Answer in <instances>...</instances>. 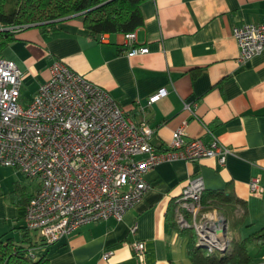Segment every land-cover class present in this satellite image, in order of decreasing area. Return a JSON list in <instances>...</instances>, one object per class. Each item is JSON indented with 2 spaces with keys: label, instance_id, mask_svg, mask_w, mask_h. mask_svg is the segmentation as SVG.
<instances>
[{
  "label": "crops",
  "instance_id": "obj_1",
  "mask_svg": "<svg viewBox=\"0 0 264 264\" xmlns=\"http://www.w3.org/2000/svg\"><path fill=\"white\" fill-rule=\"evenodd\" d=\"M141 10L144 23L135 30V44L149 46L144 54L128 55L124 32H104L100 40L85 27L82 15L62 19L54 32L35 25L18 29L17 39L2 55L24 71L22 101L33 98L50 77L51 64L62 60L106 88L136 120H146L158 149H165L173 131L183 125L188 137L206 141L209 128L234 154L223 165L214 156L159 162L146 174L150 188L121 219L86 223L50 244L30 231L33 241L43 243L33 254H46L50 264H142L135 256L137 240L146 243L144 264H193L188 236L172 224L188 177H201L204 192L232 188L245 202V222L230 229L228 220L231 240L264 226V191L255 194L250 189L254 176L264 185V50L241 64L233 34L236 25L264 22V0H145ZM161 88L167 94L147 104ZM16 183L28 197L39 184L15 181L0 191V235L19 238L26 227L25 204L11 200ZM241 212L239 205L236 213ZM134 224L136 231L131 230ZM248 248L255 264H264V245L251 242ZM107 249L113 253L105 258Z\"/></svg>",
  "mask_w": 264,
  "mask_h": 264
},
{
  "label": "built area",
  "instance_id": "obj_2",
  "mask_svg": "<svg viewBox=\"0 0 264 264\" xmlns=\"http://www.w3.org/2000/svg\"><path fill=\"white\" fill-rule=\"evenodd\" d=\"M238 61L245 64L264 50V22L236 25ZM104 40V33L97 36ZM128 55L150 51L137 45L136 31L126 33ZM30 101L23 102L24 71L14 59L0 54V164L35 180L39 187L24 207L29 231L46 244L82 225L121 219L150 188L147 172L166 159L195 160L214 156L225 164L234 149L215 133L209 140L188 137L183 125L173 131L163 150L151 141L153 129L136 120L103 86L91 81L62 60L50 67ZM167 94L161 88L147 104ZM142 107L140 100L137 101ZM252 193L264 185L259 176L250 181ZM205 185L201 177H188L179 196L176 221L180 228L193 227L196 244L207 252H224L231 246L228 219L223 213L201 210ZM137 224L132 226L136 231ZM135 256L144 264V240L134 242ZM113 253L105 250L107 258Z\"/></svg>",
  "mask_w": 264,
  "mask_h": 264
},
{
  "label": "trees",
  "instance_id": "obj_3",
  "mask_svg": "<svg viewBox=\"0 0 264 264\" xmlns=\"http://www.w3.org/2000/svg\"><path fill=\"white\" fill-rule=\"evenodd\" d=\"M145 0H0V54L14 40L16 31L26 26H39L44 31L58 30L62 19L82 15L84 25L93 35L110 32H131L144 23L141 4ZM13 203L26 205L29 198L24 196L16 183L10 193ZM240 214L236 213L238 206ZM245 202L236 197L232 188L209 190L203 193L201 210L220 209L229 220V227L237 228L248 216ZM175 211V209H173ZM173 226L178 227L175 220ZM188 236L187 252L193 264H255L248 248L249 243L264 245V226L245 237H234L231 247L224 251L207 252L196 244L197 234L193 227L182 229ZM34 236L25 227L19 238L0 235V264H50L45 254L36 256L33 249L43 245L33 241Z\"/></svg>",
  "mask_w": 264,
  "mask_h": 264
},
{
  "label": "rangeland",
  "instance_id": "obj_4",
  "mask_svg": "<svg viewBox=\"0 0 264 264\" xmlns=\"http://www.w3.org/2000/svg\"><path fill=\"white\" fill-rule=\"evenodd\" d=\"M5 57L9 58L8 56H5ZM15 181H18L20 185L31 186V178L30 177L24 175L23 173H21L19 171L17 172L15 170V168H13V167L4 166V165L0 164V191L1 190L7 191V189L9 187L13 186ZM6 191H4V192L6 193ZM209 211L214 212L215 210H209ZM217 213H218V211H217Z\"/></svg>",
  "mask_w": 264,
  "mask_h": 264
}]
</instances>
